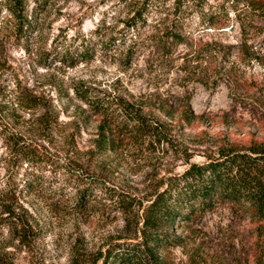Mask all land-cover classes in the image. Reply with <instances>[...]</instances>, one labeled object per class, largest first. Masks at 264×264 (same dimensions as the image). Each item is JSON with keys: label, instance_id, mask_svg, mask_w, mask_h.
I'll return each instance as SVG.
<instances>
[{"label": "rangeland", "instance_id": "obj_1", "mask_svg": "<svg viewBox=\"0 0 264 264\" xmlns=\"http://www.w3.org/2000/svg\"><path fill=\"white\" fill-rule=\"evenodd\" d=\"M42 1L36 11L27 0L35 24L26 36L0 9V264H101L111 245L142 240L144 209L167 178L225 152L254 155L264 141V0H205L210 21L188 7L195 0H149L146 24L128 34L142 0ZM178 2L187 38L165 57L153 40ZM215 44L226 58L200 52ZM242 44L260 60L243 63ZM81 46L91 58L80 56ZM99 99L116 109L106 120L113 139L106 150L95 144ZM121 104L152 123L156 136L131 135ZM248 210L226 201L176 221L167 233L180 244L158 257L264 264V218Z\"/></svg>", "mask_w": 264, "mask_h": 264}, {"label": "trees", "instance_id": "obj_2", "mask_svg": "<svg viewBox=\"0 0 264 264\" xmlns=\"http://www.w3.org/2000/svg\"><path fill=\"white\" fill-rule=\"evenodd\" d=\"M33 2L34 10L39 11L43 7L44 1L33 0ZM204 4L205 0H195L188 7H192L201 18L208 17L210 21L214 15L207 14L209 10ZM148 5L149 0H142L141 5L134 11V15L126 22V29L122 32L127 31L128 34L130 30L146 24ZM2 7L11 15L13 32L16 35L26 36L33 31L35 23L31 20V15L27 13V0H0V9ZM183 7L184 4L180 2L175 5L173 18L169 20V23H163L162 29L154 37L153 41L158 44L165 57L170 56L176 47L183 44L187 38L184 31V19L178 15L183 9L186 10V7ZM215 15L219 13L215 12ZM164 20H160V24ZM121 39L124 40V38ZM55 46L58 47L59 44ZM81 47L80 56L84 59L91 58L92 53L90 54L88 47ZM73 48L75 52L80 49L75 45ZM202 51H206L205 55L223 53L224 58L229 53H224V48L216 44L208 45L200 50L201 53ZM68 56L69 54L66 53L65 58L67 59ZM261 56L260 51L253 50V47L247 44L239 46L238 58L246 65H250L253 60H260ZM70 60L72 62L74 58L71 57ZM221 66L224 68L223 64ZM231 68H234V65L229 66V69ZM79 97L83 100L87 99L85 94ZM112 104H114L113 101L104 99L92 103L93 113L102 116L98 126V138L95 141L98 150H106L113 143V139L110 138L111 132H108L106 126L107 117L116 111L112 109ZM119 111L122 120L127 121L131 127L129 133L134 137H154L158 133L152 123L139 113H135L128 105L120 106ZM181 118L186 122L190 121L186 110L182 111ZM12 141L18 144L16 138H12ZM250 150L254 155L225 152L220 157L203 163H191L182 173L167 178L162 190L148 200L149 203L144 209L142 240L111 245L101 264H165L158 257L159 250L169 245L180 244V237L167 233L173 230L175 222L188 221L196 215H202L221 202L228 201L245 206L256 219H263L264 141L259 144L258 148L252 147ZM19 155L20 160H27L30 156L21 148ZM91 188L88 186L81 193L80 203L82 205L92 194ZM262 233L264 234V231Z\"/></svg>", "mask_w": 264, "mask_h": 264}]
</instances>
